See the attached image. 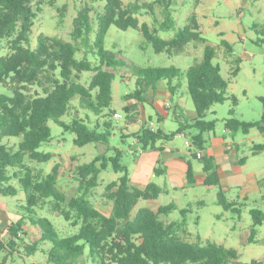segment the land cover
Segmentation results:
<instances>
[{
	"label": "trees",
	"instance_id": "trees-1",
	"mask_svg": "<svg viewBox=\"0 0 264 264\" xmlns=\"http://www.w3.org/2000/svg\"><path fill=\"white\" fill-rule=\"evenodd\" d=\"M173 1L140 3L135 0L125 5L123 0H106L103 12L98 15L94 39H91L94 30L92 7L86 4L73 20L70 40L40 34L36 47H32L31 32L37 11L41 9V0H0V42L7 41L11 50L0 57V86L7 89L0 92V192L16 195L20 190L24 191L26 204L22 207L29 212L28 217L24 215L7 224V240L0 227V254L13 253L18 244L16 239L28 233L24 228L28 218L40 228L41 236L27 244L26 251L32 255L39 245L47 242L50 244L48 261L54 264H80V259L82 264H264L259 259L244 262L240 260L236 248L210 240L202 242L200 235L196 241L186 239L184 235L189 233L187 213L190 207L181 208V219L171 221L161 216H168L178 209L174 202L161 205L157 210L148 206L138 207L140 201L157 199L162 187L156 182H150L143 188L132 184L129 167L121 162L123 150L118 147L111 148L113 155L100 153L93 160L77 165L78 190L70 198L58 187L59 163L45 174L42 169L35 170L27 161L28 158L30 162H47L53 158V152L39 149L51 139L49 120L74 132V143L77 145L90 142L109 145L114 126L115 110L110 106L115 73L106 66L127 65L124 59L105 47L111 25L123 30L140 28L157 53L174 55L185 52L190 43L204 44L202 59L196 60L185 71L175 65L135 66V89L124 96L136 103L145 102L147 92L155 89L159 81L166 80L170 92L175 94L185 80L194 102L196 118L192 122H180L179 128L173 132L161 127L154 129L147 124L130 135L138 139L142 149L148 150L156 148L160 140H172L177 133L187 132L192 158L199 159L206 172L205 184L219 187L218 204L241 218L247 198L231 199L226 195L221 184L219 164L215 156L208 152L206 137V133L214 132L216 128V120L206 119L212 105L229 98L236 104L237 98L228 95L229 81L222 75L221 66L213 61L217 55L216 47L201 32L195 14L172 37L159 35L160 31L175 28ZM34 2L38 4L36 10L32 6ZM156 4L161 7L162 20L156 14ZM142 13L153 16L154 27L148 22H140L138 15ZM221 45L230 63L235 65L232 74L236 76L240 71L241 58L233 56L234 48L225 38H222ZM82 46L86 48V53L96 58L97 64L87 55L76 57ZM86 71L93 72L87 85L81 82V75ZM34 86L36 89L32 92L31 87ZM75 97L79 98L80 107L97 116L94 123L78 115V108L73 109L71 120L67 122L63 119L71 110L70 103ZM134 106H124L125 111L129 114ZM231 113H234L233 110ZM86 116L90 119V115ZM226 127L230 131L243 129L245 134L254 127L264 132L261 122H246L234 117L226 120ZM11 136L20 137L17 147L3 142L5 137ZM123 136L127 135L123 133ZM262 150L264 143L255 144L253 153ZM198 152L202 153L200 157ZM110 165L121 175L105 187L104 195L112 202L110 214H105L92 202L91 196L100 183L101 173ZM162 171L164 168L159 164L155 173L162 174ZM13 179L20 187L11 183ZM187 180L189 183L195 181L191 162L188 163ZM46 203H50L53 211L62 214L73 226H78V230L70 235H61L48 217L36 211ZM251 214L253 227L248 241L254 242L256 226L264 221V211L253 208ZM6 257L0 264H6Z\"/></svg>",
	"mask_w": 264,
	"mask_h": 264
},
{
	"label": "rangeland",
	"instance_id": "rangeland-1",
	"mask_svg": "<svg viewBox=\"0 0 264 264\" xmlns=\"http://www.w3.org/2000/svg\"><path fill=\"white\" fill-rule=\"evenodd\" d=\"M135 0H123L127 5ZM153 0H139L140 3L150 2ZM106 0H41L37 11L35 23L31 32V46L36 47L37 39L40 34L49 36H57L64 40L71 39V31L73 29V20L78 14L81 7L88 4L92 7L91 16L93 18L94 30L91 39L95 38L98 27V15L103 12ZM36 10L38 4H32ZM159 20H162L161 7L156 4L154 6ZM195 14L203 35L208 42L215 45L217 55L214 63L221 66L222 75L229 81L228 95L235 96L237 103L232 98L227 99L223 103H215L208 111L206 119L216 120V128L214 132L217 136H227L228 139L234 137L243 138L239 141L241 145V154H248L250 147L254 144L264 143V133L257 127L250 130L249 134H245L243 129L237 133L231 134L226 127V120L234 117L241 121L253 122L259 121L263 123L264 115V0H174L173 1V17L175 19V28L169 31H160L159 35L164 38H170L174 35L178 28L188 23L189 17ZM140 22H148L151 27L155 26L153 16L149 14H139ZM221 31L224 32L222 36ZM222 38L229 41L234 48V57L241 58L240 71L236 76L232 74V65L229 56L223 45ZM105 47L113 51L118 58L126 61L127 65L123 67H107V69L115 73L113 80V101L110 108L115 110L120 116L113 117L112 134L109 139V145L98 142H90L85 145H77L74 143L76 134L66 130L60 124L49 120L51 127V139L42 144L39 148L44 151L53 152L54 156L47 162H30L35 170L42 169L45 174L51 172L52 167L59 163L58 187L64 191L68 198L77 193L78 181L76 179V167L80 163L93 160L98 154L105 153L113 155V147L123 150L121 162L130 167L131 175L135 174L133 181L138 179H147L148 177L159 183L164 192L159 196L162 204L175 202L178 209L172 211L166 216H161L166 221L181 219V208L190 207L187 213L188 228L191 234H185L186 239L196 241L198 235L201 236L202 242L207 240L223 244L226 247H234L238 250L240 260L251 262L253 259L264 261V221L261 225L256 226L257 233L255 241L249 242L248 237L253 227V216L251 210L260 208L264 211V185L259 190L252 188L250 179L257 177L264 178V150L260 154L251 156L248 164L242 169L241 179L247 181L250 186L248 193L249 199L245 201L241 218L230 210H225L222 205L217 202V194L219 187H210L206 184L190 185L180 175L172 177L178 183V187H172L166 182L168 176H153V168L144 165L142 172H136L134 165L136 164V155L141 151L136 149L132 152L131 147L135 144V137L132 135L123 136L122 127L126 124L128 113L125 111V94L135 89L136 75L134 73L135 66H171L175 65L185 71L196 60H201L204 54V44L190 43L186 51L174 55L165 52H155L153 45L148 41L140 28L130 27L126 30L120 29L116 25H111L106 38ZM86 48H82L77 53V58L87 55L94 64L98 61L91 53H86ZM7 41L0 42V57L10 52ZM93 72L86 71L82 73L81 82L88 84ZM36 87H31L33 92ZM7 89L0 86V92ZM183 94L184 103L178 107L181 114L180 118H184L187 122L189 119V111L195 109L194 102L188 91L187 83L184 80L180 90ZM179 96V98H181ZM177 100V98H176ZM71 110L63 116L67 122L72 118V111L78 108V115L90 120L97 119V116L90 110H86L79 105V98L75 97L70 103ZM147 115H152L157 123V113L150 103L145 104ZM175 109V106L173 107ZM170 110V114L162 109L160 113L165 114V126L167 131H176L179 128L180 120H177L174 110ZM233 110L234 113H231ZM90 115V119L86 115ZM179 118V119H180ZM103 119V118H101ZM125 131V130H124ZM214 134V133H213ZM233 135V136H232ZM20 137H5L3 142L16 146ZM176 144L184 148L186 138L184 136L177 137ZM17 147V146H16ZM241 156V155H240ZM195 166H201L199 159H193ZM198 167V168H200ZM121 173L115 172L111 165L100 175V183L93 190L91 200L104 212H109L112 202L105 197L106 185L117 179ZM16 187H20L16 179L11 181ZM236 185V186H235ZM242 187L245 183L232 181L230 190L226 191L229 198H236L241 195ZM243 200V199H242ZM26 204L25 193L20 190L16 195H5L0 192V227L4 230V239L9 238L6 230L7 224L11 220H17L24 215L28 217L29 212L22 206ZM139 207V205H138ZM41 216L48 217L56 226L59 233L63 236L75 233L78 226H73L67 221L62 214L54 212L51 204L46 203L42 208H36ZM27 235H20L17 240L18 244L13 253H1L0 262L6 255V264H54L48 261L47 250L50 244L43 242L39 245V249L32 255L26 251V245L38 240L41 236V230L37 225H33L29 219L24 224ZM78 262L82 264V259ZM92 264V263H88Z\"/></svg>",
	"mask_w": 264,
	"mask_h": 264
},
{
	"label": "crops",
	"instance_id": "crops-1",
	"mask_svg": "<svg viewBox=\"0 0 264 264\" xmlns=\"http://www.w3.org/2000/svg\"><path fill=\"white\" fill-rule=\"evenodd\" d=\"M221 33L223 36L224 32L221 31ZM183 83L184 80L182 81V84L177 87L176 93L172 94L167 85V81L162 80L157 83L155 89H150L147 92L145 102L136 103L132 99L127 100L125 106L128 104H132L135 106L133 107L132 111L127 115L128 120L126 124L122 127L123 133L126 135H130L134 132L139 131L144 125L147 124H151V126L154 129L161 127L165 131H167V127L165 126L166 115L160 113L159 110L167 109L168 111L167 110L166 111L170 114V110L173 109L174 106L175 109L173 110L177 120L186 123V120L184 118H180L181 114L177 112L178 111L177 108L180 107L185 102L183 94L180 93ZM181 95L182 97L179 98V96ZM147 103H150L155 109L157 113V123L154 121L152 115H147L146 107H145V104ZM195 118H196L195 109H192L189 111V119L187 120V122H192ZM262 124L264 125V122ZM237 132L238 131H230L231 134ZM182 136L186 138L184 148L179 147V145L176 144V140H175L177 137H182ZM206 137L208 140L207 143L208 152L212 153L215 156L216 161L219 164V174H220L222 187L227 191L230 190L229 187L231 186L232 181L236 182L237 184L243 181L245 183L243 187L241 185H237L241 187L240 190L241 195H239L238 197L241 198V200L246 198L248 200L249 199L248 193L250 191V186H247L248 183L247 181L241 179L242 169H244V167L248 164L250 155L251 156L258 155L260 154L261 151H259V153L257 154H254L253 153V148L255 145L254 144L253 146L250 147V151L248 154L246 153L241 154V145L239 141H241L243 138L240 137H234L233 139H228L227 136H217L215 132L206 133ZM187 140H190L189 137L187 136V132L182 131L177 133L172 140H168V141L160 140L156 143V148L145 150L142 149V145L139 143L138 139L135 138V144L133 145V147H131V150L132 152L134 151L136 152V149L141 151L140 154L138 153L136 155L137 159L135 161L136 164L134 165L135 171L142 172L143 166L148 165L153 168L154 171L153 176L166 175L168 176V179L167 181H165V183L169 182L172 187H178L179 183L172 177L180 174L185 179V181L189 183L187 180V170H188V163L191 162L194 169L195 181L189 184L193 186L198 183L205 184L206 172L203 169V164L201 162L202 168L200 166H195V163L193 162L194 158H192L191 155L190 145L186 143ZM159 164L161 165L162 168H164L162 174L155 173V168ZM129 171H131L130 167H129ZM130 177H131V183L141 188L145 187L150 182H155L153 178L151 179V177H148L147 179H138L139 181H133V179L135 178V174L131 175V172H130ZM263 179L264 178L258 179L257 177H255L253 179H250L249 182L252 183V188L254 190H259L262 188V185H264V182H262ZM210 187H215V186H210ZM163 192H164V188L162 187V193ZM138 205L139 207L148 206L154 210H157L159 206L164 204L161 203L160 197H158L157 199H153V200L140 201ZM101 211L105 214H110L111 212V210L107 213L104 212L103 210ZM167 218L169 219L170 217L166 216L165 219ZM189 234H191V232H189Z\"/></svg>",
	"mask_w": 264,
	"mask_h": 264
},
{
	"label": "built area",
	"instance_id": "built-area-1",
	"mask_svg": "<svg viewBox=\"0 0 264 264\" xmlns=\"http://www.w3.org/2000/svg\"><path fill=\"white\" fill-rule=\"evenodd\" d=\"M115 116H120V114H118L117 112H115ZM186 143H187L188 145H191L190 140H187ZM201 155H202V153H201V152H198V156L200 157Z\"/></svg>",
	"mask_w": 264,
	"mask_h": 264
},
{
	"label": "water",
	"instance_id": "water-1",
	"mask_svg": "<svg viewBox=\"0 0 264 264\" xmlns=\"http://www.w3.org/2000/svg\"><path fill=\"white\" fill-rule=\"evenodd\" d=\"M77 113V112H76Z\"/></svg>",
	"mask_w": 264,
	"mask_h": 264
}]
</instances>
